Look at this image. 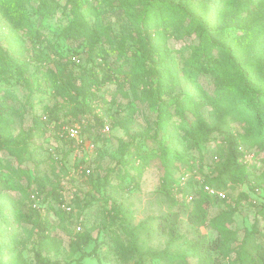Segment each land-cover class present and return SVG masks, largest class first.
<instances>
[{"label": "rangeland", "instance_id": "obj_1", "mask_svg": "<svg viewBox=\"0 0 264 264\" xmlns=\"http://www.w3.org/2000/svg\"><path fill=\"white\" fill-rule=\"evenodd\" d=\"M73 1L50 0L59 4L52 16H42L36 11L40 0H31L25 6L30 18L22 21L17 29L22 43L15 55L24 67L13 70L6 79L0 77V161L19 184L16 189H6L0 195V245L5 246L0 247V264L4 258H14L19 252L25 260L35 264L34 248L40 245L39 235L30 224L16 222L12 210L16 207L27 211L36 206L33 195L37 194L40 181L45 191L38 204L46 207L50 199L46 193L52 188L59 189L62 177L68 178L64 186L66 200L70 203L67 212L72 213L65 215L55 209L47 210L54 223L51 235L56 238L50 248L59 247L60 253L54 249L43 251L55 264H76V259L70 256L69 244L76 232L85 230L92 234L87 249L96 246V251L83 264H136L140 253L148 250L162 255L147 254L142 258L143 264H185V260L189 264H200L197 255L187 250L188 245L198 238L199 231L210 238H215L216 232L204 226L197 230L183 213L178 230L183 238L169 246L168 234L158 232L155 219L176 209L160 192L165 164L159 156H152L139 175L127 161L128 150L136 158L156 148L152 135L158 111L144 89V81L149 77L134 72L130 62L138 44L141 51L148 54L150 43L157 44L154 34L162 28L139 26L137 18L141 14L142 0ZM166 1L198 8L204 3L210 5L216 38L230 35L240 44L235 59L229 54L231 73H235V67L243 68L258 85L264 86V13L243 27L246 7L260 0ZM78 18L89 24L98 39L94 61L86 57L89 39H69L63 33V29ZM10 29L13 28L0 10V46L10 42ZM182 32L177 37L170 31H160L161 55L177 68L169 88L175 95L186 91L195 96L202 103L198 110L210 121L213 108L208 102L214 94L215 80L212 75L191 72L186 66V60L191 65L196 64L198 55L193 51L200 40L195 34ZM225 54L213 51L219 59L225 58ZM78 57L80 61H76ZM103 57L115 64L116 76L125 80L122 88L112 82L97 89L95 83L101 77ZM145 64L151 76L153 67L149 59ZM48 70L57 74L60 86L70 90L72 95L55 85ZM190 78L197 84H193L195 91L188 83ZM156 79L150 77L152 86ZM90 91L99 97L97 102L88 99ZM170 111L173 118L161 133L166 140L170 133L174 134L173 140L181 155L174 158V171L187 167L182 161L188 157L197 168L202 160L203 170L211 173L219 163L215 156L220 154L217 144L221 137L213 133L207 142L198 141V137L188 133L187 121L177 109L172 107ZM186 116L193 120L188 111ZM101 120L103 125L99 123ZM5 121L8 123L4 125ZM60 122H65L68 129L78 127V138L71 137L67 131L65 138L57 137ZM231 128L236 133L243 132L240 121L232 122ZM247 161L256 164L253 176L260 178L261 185L255 189L249 184L231 188L230 200H215L209 217L227 209L229 204L235 206L232 227L238 232L239 242L249 231L258 229L257 240L264 243V165L253 158V153L248 155ZM19 170H24L25 174L21 175ZM242 192L247 198L240 197ZM2 213L9 214L8 222L2 219ZM138 225L141 227L132 229Z\"/></svg>", "mask_w": 264, "mask_h": 264}, {"label": "trees", "instance_id": "obj_2", "mask_svg": "<svg viewBox=\"0 0 264 264\" xmlns=\"http://www.w3.org/2000/svg\"><path fill=\"white\" fill-rule=\"evenodd\" d=\"M31 0H0V10L4 17L13 28L8 37L10 42L0 46V77L6 79L8 74L15 69L24 67L19 63V59L15 56L18 53V45H21L17 29L20 28L22 21L27 22L30 18L25 6ZM76 3V1H73ZM141 14L137 18V23L142 27L155 26L161 27L154 34L157 44L150 43L148 54L140 49V44L131 53L130 64L134 67V72L143 74V77H149L148 81H144V89L149 92L148 99L152 105H155L158 111V119L156 121V130L152 135L155 142V150L149 153L138 154L136 158L132 156V152L127 151V161L132 168L136 169L139 175L143 174L147 165L145 164L152 156H159L165 164V174L161 193L166 197V200L176 209L168 213L155 216L158 220V232L168 234V245L174 244L176 241L183 238L179 233V224L181 222V215L184 213L188 223L200 229L201 226L210 228L216 232L215 238H210L207 234L199 231V236L192 241L187 250L193 251L200 264H264V243L257 240V233L260 231L253 229L249 231L239 242L238 232L232 227L233 216L236 212L235 206L227 205V209L222 210L219 214L209 217V210L215 200L228 202L230 200L229 190L235 188L237 185L249 184L251 188L255 189L260 186L259 179L254 175L257 170L256 164L247 161L248 155L253 153V158L258 159L264 165V157L261 153L264 152V86L258 85L251 74L245 69L235 67V73L229 70L234 58L239 51L240 44L235 41V38L230 35L216 38L213 34V8L202 4V8L197 6H186L185 4H172L166 0H142ZM59 4L50 2V0H40L36 11L42 16H52ZM247 16L243 20V27L252 19L264 13V0L246 7ZM75 19L67 27L63 29L65 37L69 39H83L87 38L90 41V46L87 51V58L89 61H94V51L97 48L96 34H93L89 24ZM187 21V23H186ZM185 23V24H184ZM171 32L173 35L180 37L183 33L187 35L195 34L200 44L194 48V54L198 55L196 64H190L186 60V66L191 72L195 70L200 74L212 75L215 80L214 94L209 99L208 105L212 110L211 120L207 121L203 112L198 110V106L202 103L196 100L191 93L181 91L178 94H173L170 90V81L173 71L177 70L173 64H168L167 60L161 55L162 50V33ZM107 33L108 31L103 30ZM93 39V40H92ZM226 53L225 58L219 59L213 55V51ZM77 53V52H76ZM150 53V54H149ZM231 56H230V55ZM150 61L153 72L150 76L148 68L146 67V60ZM235 59V58H234ZM80 61V57L76 58ZM101 77L96 80L97 89L108 83H117L120 88L125 82L116 76L115 64L111 63L106 58H102ZM193 68V69H192ZM225 69V70H223ZM49 74L55 81V85L62 91H71L60 86V81L55 72L48 70ZM155 76L156 82L151 85L150 77ZM188 83L195 91L193 84L197 85L193 80L188 79ZM2 87H0L1 90ZM190 90V92H192ZM71 92V93H70ZM90 101L97 102L99 98L95 92L90 91L88 94ZM193 97V98H192ZM174 107L181 117L187 121L188 133L193 137H198L201 142H207L209 136L216 133L221 138L218 140L219 155L215 157L219 159L218 165L210 173L203 170L202 160L197 168L193 165V160L186 157L182 162L187 165L174 171V158H181L174 143V134L170 133V138L167 140L163 138L161 131L172 120L173 116L170 109ZM189 112L193 120L186 118V112ZM240 121L242 123L243 132L236 133L231 128L232 122ZM8 121L4 122V125ZM104 124V121H100ZM58 135L65 138L66 125L65 122H60L57 125ZM71 139V138H70ZM73 140V139H71ZM125 155V154H124ZM156 156V157H157ZM140 161L137 164V161ZM21 175L25 174L24 170H19ZM186 176L184 182L182 177ZM61 178V185L59 189L52 188L46 196L50 199L46 202V207H43L40 202L41 194L45 191L43 181H40L38 192L33 195V201L36 206H32L23 211L19 208H13L12 215L16 222H25L32 226V230H36L39 235V246L34 248L35 264H55L43 251H50L54 249L56 253H60L59 247L50 248V244L56 241V238L51 235L54 228L53 221L49 218L47 210L55 209L62 211L63 214L71 215L72 212H67L70 203L66 200L64 180ZM68 181V178L66 179ZM68 183V182H67ZM205 185H210L215 189L225 192L226 197L212 196L205 190ZM19 186L17 180L10 176L0 161V195L6 189H16ZM71 190H69L70 192ZM71 193H73L71 191ZM188 196H192L190 201ZM240 197L247 198L245 192L240 193ZM50 205V207L48 206ZM116 215V214H115ZM5 222L9 221V214H1ZM63 217V216H61ZM126 222L127 219H123ZM143 223L139 224L142 225ZM132 229H138V227ZM92 234L89 230L83 232H76L72 236L70 246V256L76 259V264H83L87 257H92L96 251V246L88 250ZM240 244V245H239ZM0 247H5L0 245ZM152 254L154 256H161V252L148 250L140 253V258L136 264H143L142 258L146 255ZM1 264H31L22 257L19 252L14 258H4ZM185 264H189L186 262Z\"/></svg>", "mask_w": 264, "mask_h": 264}, {"label": "built area", "instance_id": "obj_3", "mask_svg": "<svg viewBox=\"0 0 264 264\" xmlns=\"http://www.w3.org/2000/svg\"><path fill=\"white\" fill-rule=\"evenodd\" d=\"M66 131H67V133H68L71 137H73V138H74V137H75V138H78L79 133H80L78 127H72V128H69V129L66 128ZM186 176H187V175H186ZM186 176L184 175V176L182 177V182L185 181ZM205 190L208 191L209 194H211L212 196H219V197H221V198H225V197H226L225 192L220 191V190H218V189H215L214 187H212V186H210V185H205ZM191 199H192V196H188V197H187V200H188V201H190ZM79 229H81V228L79 227Z\"/></svg>", "mask_w": 264, "mask_h": 264}]
</instances>
